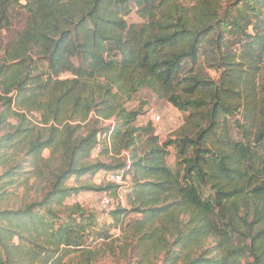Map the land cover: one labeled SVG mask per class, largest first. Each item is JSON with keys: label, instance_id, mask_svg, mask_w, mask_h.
Listing matches in <instances>:
<instances>
[{"label": "trees", "instance_id": "1", "mask_svg": "<svg viewBox=\"0 0 264 264\" xmlns=\"http://www.w3.org/2000/svg\"><path fill=\"white\" fill-rule=\"evenodd\" d=\"M182 2L0 0V198L44 150L57 163L41 196L0 202V264H264V0ZM143 90L195 127L160 142L137 126L126 105ZM121 171L110 223L72 200L117 197L110 182H68Z\"/></svg>", "mask_w": 264, "mask_h": 264}, {"label": "rangeland", "instance_id": "2", "mask_svg": "<svg viewBox=\"0 0 264 264\" xmlns=\"http://www.w3.org/2000/svg\"><path fill=\"white\" fill-rule=\"evenodd\" d=\"M195 1L196 0H183L182 3L185 7H189L193 6ZM127 21L130 23H140V20L137 18L134 12H132L127 17ZM200 71L202 72L203 76L205 75L215 81H217L218 77H220V72L208 69L207 63L205 62H203V64L201 65ZM255 80L257 83L256 96H259L262 87H264V64L259 65ZM126 107L131 110L140 107L141 115L138 117L136 125L144 126L148 123L151 124L153 132L155 136L158 137L160 142H164L168 139H173V137L178 133H181L182 130H184V132H189L193 127H195V123H193L192 125H187L185 114L179 112L164 99L157 98L146 90L139 92L129 103H127ZM240 114H244V111L242 109H239V112H237L234 117L227 118L228 130L235 138H239V134L237 132L238 128L236 127L235 120H239L241 124H245ZM152 116L159 117V122L155 123L152 119ZM168 152L169 155L167 157V164L171 168H175V151L173 148H169ZM12 157L13 160H15V158H24L22 154H13ZM92 157L93 159L98 158L102 162H104L106 159L105 157H101L100 155H97L95 153H93ZM42 160L44 161H40L36 168L30 167L28 166V164H26V167L24 168V170H22L23 174L16 175L14 177V179L16 180L15 184H13L12 186L9 185V187L7 186L5 195H3V197L1 195V207L14 208L22 203L29 202L42 195V193L44 192L43 189L47 180V176L52 173L57 166L56 161H53V158L51 157L50 150H44L42 152ZM2 173V168L0 167V176L2 175ZM105 175L106 174L102 172L97 174L93 179H82L77 181L71 179L68 184L71 186H93L97 185L96 181L98 178H101V176ZM7 181V178L2 180V182ZM126 181L129 186L124 189L125 191L130 187V179L128 177H126ZM119 193L120 192L117 193V197L111 196L112 198H110L108 195L103 193L92 191L81 192L72 200L88 209H92L98 212L100 222L110 223V219L106 215V213L109 212L110 207H102L101 199L103 196H106L112 202V206L116 204L125 206V197L121 196V194ZM111 233L115 236H118V232L116 231H112ZM115 260L117 259L114 256L105 254L100 257V260L97 264H123L122 262L118 263ZM75 261L76 259L73 257L67 260L68 264H74Z\"/></svg>", "mask_w": 264, "mask_h": 264}, {"label": "built area", "instance_id": "3", "mask_svg": "<svg viewBox=\"0 0 264 264\" xmlns=\"http://www.w3.org/2000/svg\"><path fill=\"white\" fill-rule=\"evenodd\" d=\"M152 119L155 123L159 122V117L157 116H152ZM123 174H124L123 171H121L117 174H107L105 176H101V178L97 179L96 184L99 185L105 182L113 183L118 186V192H120L119 194H121V196H124L127 191V190L125 191L124 189L128 187V184ZM110 203L111 201L106 196L102 197L101 199L102 207L107 208L110 206Z\"/></svg>", "mask_w": 264, "mask_h": 264}]
</instances>
